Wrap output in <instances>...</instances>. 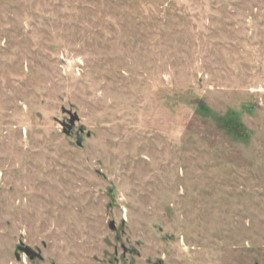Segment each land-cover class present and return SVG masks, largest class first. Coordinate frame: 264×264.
Instances as JSON below:
<instances>
[{
  "label": "rangeland",
  "instance_id": "374dc122",
  "mask_svg": "<svg viewBox=\"0 0 264 264\" xmlns=\"http://www.w3.org/2000/svg\"><path fill=\"white\" fill-rule=\"evenodd\" d=\"M24 230L43 264H264V0H0V246Z\"/></svg>",
  "mask_w": 264,
  "mask_h": 264
},
{
  "label": "flooded vegetation",
  "instance_id": "af4514ba",
  "mask_svg": "<svg viewBox=\"0 0 264 264\" xmlns=\"http://www.w3.org/2000/svg\"><path fill=\"white\" fill-rule=\"evenodd\" d=\"M11 217H9L7 220V226H8V230L7 232H10V220ZM26 227V224H24V229ZM114 231V230H111ZM20 237H24L23 240L21 241H17L15 247L9 248L8 251H6L5 247L0 246V257H2V255H5V257L8 259L5 264H43L44 262V257H43V250H44V241L40 240V245H33L30 246V244H28V238H27V233L24 230L23 234L20 233ZM1 249L4 251L1 252ZM122 251L121 253H126L125 248L122 246L121 247ZM116 253V252H115ZM49 264H57L56 262H52Z\"/></svg>",
  "mask_w": 264,
  "mask_h": 264
},
{
  "label": "water",
  "instance_id": "95a60500",
  "mask_svg": "<svg viewBox=\"0 0 264 264\" xmlns=\"http://www.w3.org/2000/svg\"><path fill=\"white\" fill-rule=\"evenodd\" d=\"M68 115H69L68 122L67 123L66 122L60 123L61 127H62V132L66 135H68L70 133L75 122L78 121V117L76 115H72L70 113H68ZM109 229L114 230V225L112 223H110Z\"/></svg>",
  "mask_w": 264,
  "mask_h": 264
}]
</instances>
